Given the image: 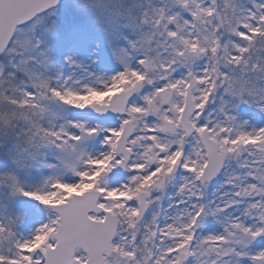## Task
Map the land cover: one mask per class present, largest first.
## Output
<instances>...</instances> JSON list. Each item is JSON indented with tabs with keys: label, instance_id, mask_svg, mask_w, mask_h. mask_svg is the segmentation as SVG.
<instances>
[{
	"label": "snow or ice",
	"instance_id": "1",
	"mask_svg": "<svg viewBox=\"0 0 264 264\" xmlns=\"http://www.w3.org/2000/svg\"><path fill=\"white\" fill-rule=\"evenodd\" d=\"M0 264H264V0H0Z\"/></svg>",
	"mask_w": 264,
	"mask_h": 264
}]
</instances>
